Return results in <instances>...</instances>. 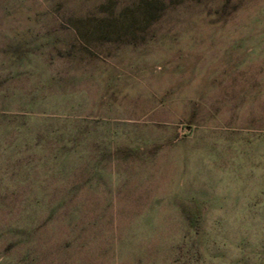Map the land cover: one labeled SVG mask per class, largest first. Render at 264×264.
I'll return each instance as SVG.
<instances>
[{
  "label": "rangeland",
  "instance_id": "374dc122",
  "mask_svg": "<svg viewBox=\"0 0 264 264\" xmlns=\"http://www.w3.org/2000/svg\"><path fill=\"white\" fill-rule=\"evenodd\" d=\"M0 264H264V0H0Z\"/></svg>",
  "mask_w": 264,
  "mask_h": 264
}]
</instances>
